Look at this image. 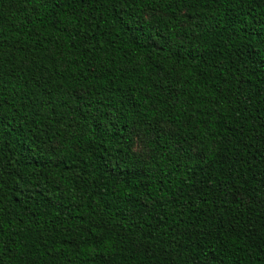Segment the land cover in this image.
Segmentation results:
<instances>
[{"label":"trees","instance_id":"trees-1","mask_svg":"<svg viewBox=\"0 0 264 264\" xmlns=\"http://www.w3.org/2000/svg\"><path fill=\"white\" fill-rule=\"evenodd\" d=\"M0 264H264V0H0Z\"/></svg>","mask_w":264,"mask_h":264}]
</instances>
